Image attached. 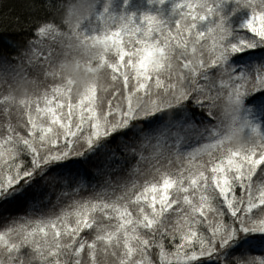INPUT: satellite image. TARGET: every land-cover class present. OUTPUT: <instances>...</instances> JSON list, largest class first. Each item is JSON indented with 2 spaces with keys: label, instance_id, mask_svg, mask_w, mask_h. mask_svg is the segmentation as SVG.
Masks as SVG:
<instances>
[{
  "label": "snow or ice",
  "instance_id": "6c2138e0",
  "mask_svg": "<svg viewBox=\"0 0 264 264\" xmlns=\"http://www.w3.org/2000/svg\"><path fill=\"white\" fill-rule=\"evenodd\" d=\"M68 3L44 5L20 65L0 56V205L28 209L0 264H264V0H173L167 18L96 0L71 27ZM80 51L74 91L57 64Z\"/></svg>",
  "mask_w": 264,
  "mask_h": 264
},
{
  "label": "trees",
  "instance_id": "16d2710c",
  "mask_svg": "<svg viewBox=\"0 0 264 264\" xmlns=\"http://www.w3.org/2000/svg\"><path fill=\"white\" fill-rule=\"evenodd\" d=\"M172 2L173 0H166L162 4L156 3V6L148 3L146 7L148 9H154V14H159L162 18H167L171 10ZM49 3H56V0H0V56H7L16 65L21 64L19 58H13L19 57L26 50L29 41L36 40L37 37L34 35V28L31 27V23L34 19H40L46 15L44 5ZM140 12L141 10H137L134 13L139 15ZM244 15L245 13L243 12L239 13L233 17L232 23L239 24ZM54 47L58 48L57 45H54ZM259 55L260 53L258 51H249L241 55L240 62H248ZM24 66L28 67L26 63ZM29 74L30 78H37L46 84L53 82L51 78L45 80L42 71L38 72L29 68ZM2 88L4 87L0 86V91H7L6 88L4 90ZM16 95L20 96L19 93ZM248 106L251 107V105ZM254 117L256 122L264 129V112H254ZM3 120V115L0 114V123H3ZM13 122H15L14 119ZM253 179L254 181H259L260 179L262 183L264 182V175H261L258 170ZM82 194L88 195L89 192H82ZM54 199L55 197H53ZM27 210V207L22 201L0 205V230L9 223L11 217L23 215ZM258 254V252L254 253V255Z\"/></svg>",
  "mask_w": 264,
  "mask_h": 264
},
{
  "label": "clouds",
  "instance_id": "9594fccd",
  "mask_svg": "<svg viewBox=\"0 0 264 264\" xmlns=\"http://www.w3.org/2000/svg\"><path fill=\"white\" fill-rule=\"evenodd\" d=\"M95 2L96 0H69L62 13V21L69 27L82 22L91 12ZM77 59L81 61L80 64L77 63ZM87 59V55L80 51L77 53L76 58L65 56L58 61L57 67L60 72L74 82V91H79L92 80L91 74L85 70L83 63ZM20 67L22 68V66ZM33 87L29 80L17 79L12 82V91L15 94L23 95L30 92Z\"/></svg>",
  "mask_w": 264,
  "mask_h": 264
},
{
  "label": "rangeland",
  "instance_id": "374dc122",
  "mask_svg": "<svg viewBox=\"0 0 264 264\" xmlns=\"http://www.w3.org/2000/svg\"><path fill=\"white\" fill-rule=\"evenodd\" d=\"M101 2H102V0H101ZM164 2H166V0H164ZM149 2H148V0H128V3H127V5H124V9L127 11V12H132V13H134L135 11H139V10H141V12L139 13V14H141V13H144V12H147V13H153L154 14V9H148L146 6H147V4H148ZM150 4V3H149ZM153 5H155L156 6V2H155V0H153V3H152ZM121 5H123V0H113V5H112V7H113V9L114 10H117V11H119L120 10V7H121ZM40 38L39 37H37L36 38V40H34V41H38ZM50 43V41L49 40H47V39H44L43 40V45H44V55H46L47 54V45ZM54 45H57L58 46V44H53L52 45V47H54ZM37 47L39 48L40 47V45H37ZM54 48H57V47H54ZM41 59H43V57L41 56ZM5 88H2V90H4ZM19 97V96H18ZM259 170V169H258ZM255 183H261V181H260V179H259V181H254ZM3 230V229H2Z\"/></svg>",
  "mask_w": 264,
  "mask_h": 264
}]
</instances>
